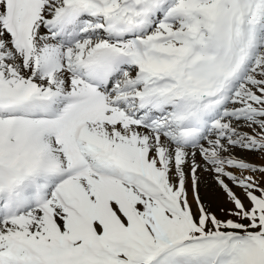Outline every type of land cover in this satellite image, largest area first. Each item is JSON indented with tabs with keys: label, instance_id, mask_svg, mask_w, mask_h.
Masks as SVG:
<instances>
[{
	"label": "snow or ice",
	"instance_id": "snow-or-ice-1",
	"mask_svg": "<svg viewBox=\"0 0 264 264\" xmlns=\"http://www.w3.org/2000/svg\"><path fill=\"white\" fill-rule=\"evenodd\" d=\"M0 264H264V0H0Z\"/></svg>",
	"mask_w": 264,
	"mask_h": 264
},
{
	"label": "rangeland",
	"instance_id": "rangeland-1",
	"mask_svg": "<svg viewBox=\"0 0 264 264\" xmlns=\"http://www.w3.org/2000/svg\"><path fill=\"white\" fill-rule=\"evenodd\" d=\"M204 175L208 178H206ZM205 179L209 180L208 182L210 181L215 182L211 175L207 173L201 174V184L204 183ZM217 189H218L217 193L212 192L209 196L206 194L204 197L203 194H205V191H203L202 194L201 185H200V195L202 199L205 201V203L209 206L212 212H214L218 217L224 218V212L222 211V209L229 208L230 205L227 203V199L223 191L218 186ZM190 198H191V194H190Z\"/></svg>",
	"mask_w": 264,
	"mask_h": 264
},
{
	"label": "bare ground",
	"instance_id": "bare-ground-1",
	"mask_svg": "<svg viewBox=\"0 0 264 264\" xmlns=\"http://www.w3.org/2000/svg\"><path fill=\"white\" fill-rule=\"evenodd\" d=\"M206 178H208V177H206ZM206 180L207 179H205L204 180V183L202 182L203 184H201L202 194H203V191H205V194H203L204 197H205L206 194L209 196L212 192H214V193H217L218 192L216 183L215 182H212V181L208 182L209 180H207V181Z\"/></svg>",
	"mask_w": 264,
	"mask_h": 264
}]
</instances>
